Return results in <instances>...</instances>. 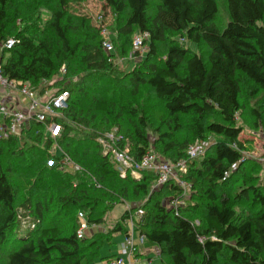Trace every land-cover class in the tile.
Instances as JSON below:
<instances>
[{"label":"trees","instance_id":"obj_1","mask_svg":"<svg viewBox=\"0 0 264 264\" xmlns=\"http://www.w3.org/2000/svg\"><path fill=\"white\" fill-rule=\"evenodd\" d=\"M99 1L103 21L115 16L110 55L102 24L71 12L79 0H0L4 74L42 94L69 93L53 116L62 125L56 139L38 121L0 138V248L13 246L0 264H91L104 240L128 233L125 220L138 209L137 229L161 264H264V165L242 159L240 138V117L264 129V0H226L225 25L219 0ZM145 32L148 51L135 49L139 60L121 68ZM11 37L17 43L2 48ZM114 127L135 158L153 148L171 162L213 137L190 163L192 189L178 213L166 202L183 194L177 181L155 188L152 171L120 175L97 140ZM55 144L85 170L60 169ZM118 203L131 208L113 226L78 237L80 211L104 224ZM142 249L138 264H151Z\"/></svg>","mask_w":264,"mask_h":264},{"label":"built area","instance_id":"obj_2","mask_svg":"<svg viewBox=\"0 0 264 264\" xmlns=\"http://www.w3.org/2000/svg\"><path fill=\"white\" fill-rule=\"evenodd\" d=\"M100 24H102L101 35L103 37L102 44L106 52L110 55L114 51V41L112 31L103 23V17H99ZM150 34L145 32L143 34H137L134 37L135 49L139 50L140 56L148 51V41ZM17 43L16 38L7 39L2 48H12ZM132 57V56H131ZM111 60V58H110ZM62 76L66 72L65 65L62 67ZM53 83V82H52ZM0 89L10 95H15V98L23 104L16 106L9 104L4 98L0 97V138L7 136L8 133L19 134L24 128H28L32 121H38L45 123L46 132L56 139L62 132L61 123L55 121L53 116L62 115L63 109L68 106L69 93L65 90L55 91L47 89L44 94L37 95L36 89L31 87L27 83H21L20 81L11 78L4 74L3 66L0 56ZM50 123L47 122L50 120ZM123 138L117 127L100 135L98 142L101 144L103 152L111 155L112 159L117 165V169L122 177H126L128 174L136 178H140L145 171H152L157 176L154 187H161L163 184L175 180L183 189V194L191 187V183L187 179L186 175L190 169V163L192 160L203 155L207 148L204 142H197L192 144L187 150V157H184L176 162H171L162 159L156 151L152 148L148 150L141 158H135L127 150L119 146V141ZM53 151L62 155L61 166L62 170H69L77 172L85 170L83 166L73 160V158L63 150V148L55 144L52 148ZM264 161V160H263ZM52 160L50 163L52 164ZM228 172L226 173V175ZM186 199L173 198L171 200V206L176 209L178 213L179 206L185 205ZM131 208V207H129ZM143 214V210L139 209L135 214H131L125 223L128 227V233L126 234L125 242L122 244V253L116 257H112L107 264H138L142 262V258L138 256L140 247L146 243V235L140 232L137 228L136 218ZM79 216V228L77 235L79 238H83L87 235L90 224L88 222L87 214L84 211L78 213ZM199 223V222H197ZM205 236H199L200 241L205 240Z\"/></svg>","mask_w":264,"mask_h":264},{"label":"rangeland","instance_id":"obj_3","mask_svg":"<svg viewBox=\"0 0 264 264\" xmlns=\"http://www.w3.org/2000/svg\"><path fill=\"white\" fill-rule=\"evenodd\" d=\"M220 12L217 21L221 25H225V23L229 19V13L227 10L226 0H219ZM71 12L78 14L80 16H84L90 19V22L95 25L96 28L100 24L99 17L102 16L101 12V3L99 0H79V2H74L71 6ZM45 15H49V12L45 10ZM114 14L110 13L107 17L104 18L103 23L112 31V35L116 36L117 32L113 29L114 27ZM12 38V37H11ZM134 45V42H133ZM190 45L195 48L194 43H190ZM135 46L130 53L126 56H122L118 59V65L121 68L127 66L129 69H132L135 65L136 61L139 60V56L135 54ZM132 56V57H131ZM37 95L38 89L35 90ZM40 96V94H39ZM153 100L155 99L153 96L151 97ZM246 101V100H245ZM247 106L249 107L250 104L254 105V101L246 102ZM247 113H249L247 111ZM151 120V118L149 119ZM250 119L245 120L244 118L240 117V123L244 126V131H242L240 138L243 140L245 149L242 151L243 160L245 159H255L258 162L264 165V129L263 128H254L251 126ZM153 121V120H152ZM156 125V123H153ZM153 139V138H152ZM213 137H208L203 141H195L192 144L197 142H204L206 144V148L210 146L211 142H213ZM190 144V146L192 145ZM242 160V161H243ZM192 186L188 188L185 194H182L181 197L178 198H187L191 193ZM167 198V197H166ZM165 198V199H166ZM164 199V200H165ZM172 200V199H171ZM143 202V201H142ZM167 205L170 207L171 202L166 200ZM131 207L130 203H118L115 207L106 214L105 216V223L98 224V225H90L88 232L94 233L99 230H105L110 226H113L121 217L123 212ZM139 210V209H138ZM199 222L198 220H196ZM126 234L125 232H119L113 235V237L109 240H104V243L99 247V255L95 257V259L91 262V264H107V260L105 257H116L122 253V244L125 242ZM12 243L9 246H4L0 248V263L2 262L3 256L12 248ZM142 254L144 257V262H149L151 259V264H161V258L159 255V248L151 243H145L142 246ZM125 257V254H121Z\"/></svg>","mask_w":264,"mask_h":264},{"label":"crops","instance_id":"obj_4","mask_svg":"<svg viewBox=\"0 0 264 264\" xmlns=\"http://www.w3.org/2000/svg\"><path fill=\"white\" fill-rule=\"evenodd\" d=\"M0 97L4 98L9 104H11L12 106H16L18 104V100L15 98V95H10V94H6L4 93L1 89H0ZM23 104H25L23 102ZM22 103L19 102V105H23ZM143 259V258H142Z\"/></svg>","mask_w":264,"mask_h":264}]
</instances>
